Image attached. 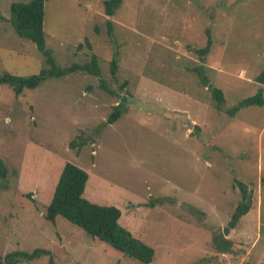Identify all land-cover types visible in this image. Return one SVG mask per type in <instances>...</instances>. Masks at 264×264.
I'll return each instance as SVG.
<instances>
[{
    "label": "rangeland",
    "instance_id": "obj_1",
    "mask_svg": "<svg viewBox=\"0 0 264 264\" xmlns=\"http://www.w3.org/2000/svg\"><path fill=\"white\" fill-rule=\"evenodd\" d=\"M30 1L0 0V73L48 68L12 24V3ZM105 1L49 0L45 17L57 65L96 55L101 77L79 71L20 96L0 86L9 170L0 180V255L45 248L56 264H143L61 216L46 219L69 162L90 175L85 197L121 209L120 223L155 249L153 264H264V105L227 113L264 90L255 82L264 72V0H123L113 16ZM209 38L203 60L197 50ZM200 66L224 92L221 110ZM237 180L253 191L252 208L223 253L214 237L242 200ZM19 264H50L49 256Z\"/></svg>",
    "mask_w": 264,
    "mask_h": 264
},
{
    "label": "trees",
    "instance_id": "obj_2",
    "mask_svg": "<svg viewBox=\"0 0 264 264\" xmlns=\"http://www.w3.org/2000/svg\"><path fill=\"white\" fill-rule=\"evenodd\" d=\"M49 0H31L28 3L14 2L11 5L12 24L18 35L36 44L38 50L46 60L48 68L39 74L29 77L17 76L11 72L0 73V86H9L16 96H20L27 89H36L50 78H63L72 73L86 71L97 77H101V70L96 55L92 56L90 62L84 64H72L69 67L57 65L52 52L48 49L45 37L46 4ZM123 0L105 1L106 14L115 15ZM1 18V16H0ZM109 33L112 35L113 23L108 22ZM212 47L211 38L207 45L197 50L204 60L210 53ZM119 69L118 56L115 53L111 62V73L116 76ZM201 83L208 87L211 97L218 110H221L226 102L224 92L214 86L206 75L205 66L195 69ZM124 100V99H123ZM123 101L115 107L109 117V123L117 122L124 114ZM263 106L264 94L261 89L256 95L240 101L227 110L230 117H235L242 109L250 106ZM71 146H75L72 142ZM9 170L5 162L0 159V180L8 177ZM90 175L87 171L76 164L66 163L56 185L53 198L47 207L46 219L56 223L57 217L61 216L79 228L83 229L91 237L99 239L124 255L132 257L143 264H153L155 249L136 238L133 233L120 223L122 211L116 206L94 203L85 197V191ZM242 194V200L237 205L228 226L222 235L214 237L215 243L222 249L223 253H230L232 242L226 238L230 232L237 228L240 220L245 217L252 208L253 191L247 184L236 181ZM1 188V187H0ZM42 256H49V263L56 264L50 250L36 248L32 252L15 250L5 257L0 255V264H19L22 261L32 262Z\"/></svg>",
    "mask_w": 264,
    "mask_h": 264
},
{
    "label": "water",
    "instance_id": "obj_3",
    "mask_svg": "<svg viewBox=\"0 0 264 264\" xmlns=\"http://www.w3.org/2000/svg\"><path fill=\"white\" fill-rule=\"evenodd\" d=\"M255 82L264 86V72H262L259 76L256 77Z\"/></svg>",
    "mask_w": 264,
    "mask_h": 264
},
{
    "label": "crops",
    "instance_id": "obj_4",
    "mask_svg": "<svg viewBox=\"0 0 264 264\" xmlns=\"http://www.w3.org/2000/svg\"><path fill=\"white\" fill-rule=\"evenodd\" d=\"M261 89H262V88H260L259 91H260ZM259 91H258V92H259ZM263 91H264V90H263ZM258 92H257V93H258Z\"/></svg>",
    "mask_w": 264,
    "mask_h": 264
}]
</instances>
